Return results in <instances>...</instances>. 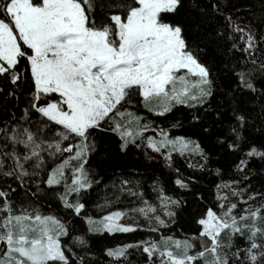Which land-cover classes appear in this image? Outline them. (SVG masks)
Returning a JSON list of instances; mask_svg holds the SVG:
<instances>
[{
	"label": "snow or ice",
	"instance_id": "snow-or-ice-1",
	"mask_svg": "<svg viewBox=\"0 0 264 264\" xmlns=\"http://www.w3.org/2000/svg\"><path fill=\"white\" fill-rule=\"evenodd\" d=\"M183 7L184 0H0V264H88L77 250L85 235L137 231L150 235L103 250L109 264H126L130 249L144 264H264V190L221 179L206 200L193 190L197 178H181L178 167L170 193L147 170L102 174L91 163L107 137L118 157L150 149L169 169L179 155L204 171L210 157L199 142L171 136L132 107L155 116L199 111L221 74L231 87L216 109L228 126L220 146L243 153L238 171L247 170L245 157L264 160L249 139H264V104L253 115L237 102V94L264 97V30L225 15L219 0L189 19ZM177 189L192 192L194 231L156 239L184 202ZM77 220L84 235H73Z\"/></svg>",
	"mask_w": 264,
	"mask_h": 264
},
{
	"label": "trees",
	"instance_id": "trees-1",
	"mask_svg": "<svg viewBox=\"0 0 264 264\" xmlns=\"http://www.w3.org/2000/svg\"><path fill=\"white\" fill-rule=\"evenodd\" d=\"M221 10L225 15L232 13L237 17V23L246 24L251 22L258 26L260 30H264V0H219ZM207 4V0H184V7L181 10L182 18L189 19L198 15L199 9ZM243 18V19H240ZM218 63V62H217ZM216 69H214V72ZM231 87V81L221 74V78L217 80L218 91L210 99L206 108H201L199 111L189 110L179 107L166 116H155L152 113L143 110L142 105L137 104L132 108L139 111H145L143 116L147 122H154L155 126L166 129L171 136H185L193 139L201 144L205 152L210 157V163L204 171L194 170L189 168L184 158L179 155H174V168L169 169L165 166L163 159L155 158L148 160L145 157V149L133 148L129 156H117L114 151V145L106 137L100 143L99 152L93 157L92 166L101 171L102 174H110L117 168L131 170L135 169L140 173L146 170L149 173L158 177L161 182L167 187L169 192L175 188L172 181L176 178L177 173L175 168L181 170V178L186 176H194L197 179L193 181V190L202 194L206 200H211L209 195L210 190L215 191L214 183H219L221 179L229 181L232 179L241 181L243 185L253 190H264V160L259 157L246 158L248 159L247 170H237L239 158L243 157V153L237 150L232 152L226 147L220 146L222 136L228 134L227 123H220L216 116V109L221 107L224 100V93ZM256 87L259 89L261 85L258 83ZM237 102L241 108H244L255 115L260 111V105L264 104V97H259V93L255 95L237 94ZM194 115H198L199 119H193ZM178 124V127H173ZM255 141V146L258 150L264 151V139L259 138V134L253 132L249 137ZM247 151V149H245ZM148 154V153H147ZM149 155V154H148ZM221 169V175H216V169ZM245 177H248L245 180ZM101 187H103L101 185ZM175 195L184 198L181 207L176 208L177 215L173 220L168 222L166 229H161L153 235L159 239L161 235L173 236L175 238H184L185 235H191L195 225L192 222L194 215L198 214V208L192 192H184L177 189ZM149 198H152L151 196ZM92 199H96V194L93 193ZM198 199V197H197ZM89 208H92L91 201ZM47 209H42L46 211ZM51 211H56V206L53 204ZM63 212V210H60ZM75 231L73 235H84L85 226L80 220H77L74 225ZM150 234L145 231H137L134 233H116L113 235L104 234L103 236L85 235L87 241L84 249H77L81 254H86L88 264H109L108 258L103 255V250L106 247H115L120 244L134 243L139 240L147 239ZM66 242L71 243V238H65ZM126 264H144V257L135 249L129 250V259Z\"/></svg>",
	"mask_w": 264,
	"mask_h": 264
},
{
	"label": "rangeland",
	"instance_id": "rangeland-1",
	"mask_svg": "<svg viewBox=\"0 0 264 264\" xmlns=\"http://www.w3.org/2000/svg\"><path fill=\"white\" fill-rule=\"evenodd\" d=\"M143 107V106H142ZM143 110H145V111H147L144 107H143ZM132 111L133 112H135L138 116H144L145 115V111H139V110H137L136 108H132ZM151 134H153L151 131H149L148 133H146V135H151ZM173 137H175V136H173ZM186 138H188V137H186ZM189 139H191V138H189ZM191 140H193V139H191ZM194 141V140H193ZM147 151V153L150 155V156H155V158H160V159H162V157H160L159 155H157V154H155V153H153L150 149L149 150H146ZM241 174L242 175H245V172L244 171H241ZM177 239H183V238H177Z\"/></svg>",
	"mask_w": 264,
	"mask_h": 264
}]
</instances>
